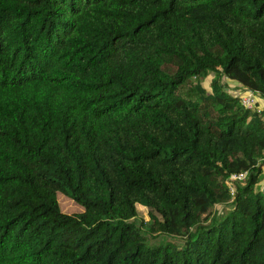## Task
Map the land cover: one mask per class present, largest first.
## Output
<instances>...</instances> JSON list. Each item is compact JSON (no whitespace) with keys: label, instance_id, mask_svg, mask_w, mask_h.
Returning <instances> with one entry per match:
<instances>
[{"label":"trees","instance_id":"obj_1","mask_svg":"<svg viewBox=\"0 0 264 264\" xmlns=\"http://www.w3.org/2000/svg\"><path fill=\"white\" fill-rule=\"evenodd\" d=\"M262 175L264 0H0V264H264Z\"/></svg>","mask_w":264,"mask_h":264},{"label":"rangeland","instance_id":"obj_2","mask_svg":"<svg viewBox=\"0 0 264 264\" xmlns=\"http://www.w3.org/2000/svg\"><path fill=\"white\" fill-rule=\"evenodd\" d=\"M212 77V76H211ZM211 77H208L206 80L203 81L202 85L203 87L208 90V92L210 91V78ZM230 87H231V92L232 94H236L237 93V88L234 86V83H231L230 84ZM236 92V93H234ZM256 102H258L259 98L258 96H256ZM264 187V175H262L260 177V181H259V185L257 186L258 189H262ZM59 202H60V205L62 206L63 210L64 211H67V212H79L81 209L79 206L73 204V202L67 198H64L62 196L59 197ZM220 212H225L226 209H222V207H219L218 208ZM138 220H137V224L139 225L142 220L143 221H148V217H147V212L144 211V210H140L139 211V215H138ZM153 243H157L156 240L154 239H150ZM167 241H171L173 243H180L182 241V239H173V238H169L167 239Z\"/></svg>","mask_w":264,"mask_h":264},{"label":"built area","instance_id":"obj_3","mask_svg":"<svg viewBox=\"0 0 264 264\" xmlns=\"http://www.w3.org/2000/svg\"><path fill=\"white\" fill-rule=\"evenodd\" d=\"M256 96L257 94L252 91H245L240 98L241 106L246 110L254 109L257 100ZM246 176L247 173L245 172L230 176L228 187H229V192L232 196L235 193V184L242 183L246 179Z\"/></svg>","mask_w":264,"mask_h":264},{"label":"crops","instance_id":"obj_4","mask_svg":"<svg viewBox=\"0 0 264 264\" xmlns=\"http://www.w3.org/2000/svg\"><path fill=\"white\" fill-rule=\"evenodd\" d=\"M234 85L236 86V84L234 83ZM259 101V100H258Z\"/></svg>","mask_w":264,"mask_h":264}]
</instances>
